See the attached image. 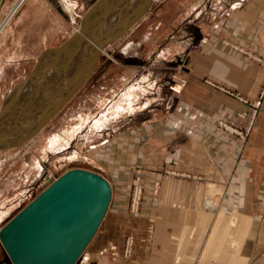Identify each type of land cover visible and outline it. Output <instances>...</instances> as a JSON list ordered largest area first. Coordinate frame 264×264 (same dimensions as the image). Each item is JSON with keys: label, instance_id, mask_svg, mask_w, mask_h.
Here are the masks:
<instances>
[{"label": "crops", "instance_id": "crops-1", "mask_svg": "<svg viewBox=\"0 0 264 264\" xmlns=\"http://www.w3.org/2000/svg\"><path fill=\"white\" fill-rule=\"evenodd\" d=\"M20 1L0 0V17L7 19ZM69 1L77 16L86 0ZM178 1L149 11L118 40V46L126 45L118 52L123 62L116 78L120 88L108 98L102 115H110L117 104L123 106L122 114L93 129L104 141L114 137L117 143L138 144L134 159L147 170L146 187L156 193L137 216L117 211L113 197L77 264H264V0H209L216 3L212 9L208 0L184 1L182 8ZM13 18L0 39V75L3 66L26 63L38 48L35 63L45 56L39 66L61 63L60 50L74 37L61 0H23ZM142 28L149 32L132 54L134 44L128 38ZM154 31L156 39L151 40ZM225 39L244 46L250 55L224 48ZM114 46L106 48L109 54ZM111 65L108 58L107 70ZM40 73L34 74L40 78ZM21 86L6 96L11 98ZM225 90L249 104L262 100L244 141L226 136L218 126L226 120L243 128L245 121L237 115L251 111ZM13 96L15 102L21 97ZM15 102L2 103L0 111ZM179 111L192 116L186 121L193 130L188 134L177 130ZM116 128L125 131L111 135ZM129 130L132 140L126 138ZM168 169L203 180L165 179ZM103 176L113 193L119 190V174ZM209 197L213 204H205ZM128 236L135 238L129 259L120 254L112 263L109 255L99 256L106 246L116 245L122 252Z\"/></svg>", "mask_w": 264, "mask_h": 264}, {"label": "rangeland", "instance_id": "rangeland-1", "mask_svg": "<svg viewBox=\"0 0 264 264\" xmlns=\"http://www.w3.org/2000/svg\"><path fill=\"white\" fill-rule=\"evenodd\" d=\"M91 1L92 0H86L82 2L84 3L83 6L77 10L76 18L78 24L82 23L85 15L98 3L99 0H95L94 2ZM137 1L138 0L134 2L133 0H125V2L124 0L112 1L109 7L105 9L107 13L104 14V16H101V21H98L99 23L95 25L93 24L94 26L92 29L94 30L96 27H98L97 25H101L100 23L103 20L109 21L107 16L112 11H117V17L113 18L116 22L118 19L122 17L124 18L125 15L129 13L128 10H133L135 8L133 3ZM168 1L169 0L155 1L149 11H155L161 6L164 7ZM184 1L189 0H179L177 5L182 8L181 4H183ZM138 2H140V0ZM207 2H209L211 9L214 5H216V3L213 1L208 0ZM131 5L133 7H131ZM4 20L5 18L0 17V29L2 24L5 22ZM109 23L110 21L108 24ZM72 30L75 31L73 28ZM145 32H149V29H138L136 33L129 36L128 40H130L131 44H134L132 51H130L132 54L134 53L135 49H138L141 38L146 34ZM149 34L150 33H148V35ZM73 35L75 36L80 34L74 33ZM1 37L2 33H0V39ZM155 37L156 33L154 31L152 33L151 40L156 39ZM82 41L79 42L81 45H84L85 48L89 40L84 39V41ZM79 42L77 43L79 44ZM117 42L114 43L115 46L112 48L113 53L109 54L106 50L105 52L107 53L105 55L104 53L101 54L99 62L95 66L94 71L87 82L75 93V95L72 96V98L62 107V109L40 131L39 134L25 142H21L17 146L0 150V214H6V216L0 222V229L12 218H14L23 208H25L33 199L42 193V191L49 185L50 178L57 179L62 174L71 169L77 168L89 170L102 176L103 174L112 171L119 174L121 176V184L118 187L119 190L113 193L112 198L114 197V202L116 204L115 209L127 215L137 216L142 212L143 205L150 204L151 197L154 198L153 195H155V193H153V191L151 192V190L146 187L145 184V175L147 170L143 168L139 160L134 159L135 157L139 156L138 144L134 145L117 143V139L114 137L104 141L100 131L97 134L96 131L93 130V125L97 120H99L102 112L106 108L105 106L107 105L108 98L110 97L112 99L111 96L117 94V90L120 88V86L117 84L118 82L116 78L120 63L122 64L123 62L121 61L122 58L118 52L122 49H125L126 45L125 43H122V45L118 46L119 44L117 45ZM74 43L69 48L60 50L61 63L56 65L46 64L39 66L41 60L45 56L40 58V60L35 63V56L39 51H41L40 48H38L35 50V54L32 56V58L28 59L29 61L26 63L3 66L0 75V105L2 103L5 105L7 104L6 102L9 98L6 96L7 93L11 90V88H14L18 85H22L21 88L12 94L19 97L21 96L17 102L21 99H24L26 95L29 97L32 94L43 90L45 87L49 88L52 85L54 86L58 81H61V83L63 82L64 84L65 82H68L75 72V66L70 67V61H73L72 59L74 51L69 56V49L73 50V47L75 46ZM54 44H58V42L55 41ZM25 45L29 46L28 41L25 42ZM135 53L139 54L140 52L137 51ZM81 54V57H83V54L85 55V53L82 51ZM108 58L112 64L109 70H107ZM81 59H79V62L82 61ZM57 65L60 67H56ZM67 70H69L68 74H66ZM39 71H41L40 78L34 74L30 76L29 80H24L25 77L27 78L31 72L37 73ZM103 73H105V75ZM52 78H54V81ZM51 81L52 84L49 83ZM112 89L115 90V92ZM13 104H16V102ZM184 116L188 119L183 120ZM111 117H108L109 121ZM191 117L192 116L188 115V113L179 111L175 115L174 119L178 125L177 130L186 134L193 131L191 130V126L186 124V121H191ZM237 118L240 119L238 115ZM109 121L104 119L103 125H106ZM80 126H82V128L78 130V133L74 134V137H69V143H67L65 147L57 151L47 149V143L51 137L54 135H63L68 137L69 133H71L76 127ZM113 131L114 132L111 131L110 134L112 135L113 133V135L116 136L118 133L125 130L116 128ZM220 131L230 138L235 137V135L231 134V130L228 131L220 128ZM130 133L131 132L129 130L126 138L132 140L133 137ZM144 136L148 137L149 133H145ZM121 142H124V140L121 139ZM90 159L93 160L95 164H90L88 161ZM181 173L191 176H200L188 172ZM135 184H139L140 187H142L140 198L141 209L137 213H133L131 210ZM208 199L212 198L209 197L206 200ZM215 201L219 202L221 199L216 198ZM120 205L122 206L120 207ZM108 247L110 246H106L102 250ZM107 255L109 254L104 256ZM99 256L101 258L104 257L100 253Z\"/></svg>", "mask_w": 264, "mask_h": 264}, {"label": "water", "instance_id": "water-1", "mask_svg": "<svg viewBox=\"0 0 264 264\" xmlns=\"http://www.w3.org/2000/svg\"><path fill=\"white\" fill-rule=\"evenodd\" d=\"M110 1L99 0L83 18L82 32L89 31L88 37L97 35L91 45H81L79 41L88 39L82 33L62 48L77 40L78 51L81 54L83 47L85 55L55 101L35 111H0V150L15 140L21 143L39 134L87 82L102 51L128 33L155 0H140L122 20L93 30ZM111 200L112 186L105 177L84 169L68 170L0 229V264H77L103 223Z\"/></svg>", "mask_w": 264, "mask_h": 264}, {"label": "bare ground", "instance_id": "bare-ground-1", "mask_svg": "<svg viewBox=\"0 0 264 264\" xmlns=\"http://www.w3.org/2000/svg\"><path fill=\"white\" fill-rule=\"evenodd\" d=\"M134 1H136V0H133V2ZM139 1V0H138ZM135 2V3H133V6L134 7H136L138 4H139V2ZM155 1H157V0H155ZM154 1V2H155ZM99 2V1H98ZM124 2H125V0H124ZM153 2V3H154ZM21 1L18 3V4H16V6H15V8L13 9V11H12V13L7 17V19L5 20V22H4V24L3 25H5V26H2V27H4V28H2V30H1V33L4 31V29L6 28V26H8V24L10 23V21H11V19H14L13 17H14V15H15V13H16V11H17V9L20 7V5H21ZM112 3V0L109 2V4L108 5H110ZM61 4H62V7H63V9L65 10V12L68 14V16H69V18H70V24H71V27L75 30L74 31V33H79V34H81V33H83L82 32V27H81V24L79 23L78 24V22H77V18H76V12H75V4L74 3H72V2H70L69 0H61ZM126 6V5H125ZM130 6V5H129ZM132 5H131V7H133ZM107 7H109V6H107ZM128 8V7H127ZM129 9V8H128ZM135 9V8H134ZM122 10V9H121ZM120 10V11H121ZM91 11V10H90ZM129 12H131L132 10L130 9V10H128ZM126 12V11H125ZM121 13V12H120ZM120 13H118V14H120ZM127 13V12H126ZM126 13H124V14H126ZM123 14V15H124ZM119 16V15H118ZM115 17H117V11H112L110 14H108V16H107V19L110 21V23L108 24V22L109 21H105V20H103L100 24V27H101V30H103V29H105L106 27H108V26H110V25H112V24H115L116 23V21H115V19H113V18H115ZM145 17V16H144ZM119 18H120V16H119ZM123 19V17L122 18H120V19H118V21H120V20H122ZM99 26V25H98ZM97 28V27H96ZM133 28V27H132ZM132 28H131V30H132ZM97 33V32H96ZM85 36L84 37H86L88 34H89V31H86V34L85 33H83ZM75 36H77V35H75ZM88 37V36H87ZM97 37V35L95 34L94 36H89L88 37V39L87 40H89L88 41V43H87V45H91L92 44V42H94L95 41V39H97L96 38ZM75 39H77V38H75ZM74 42L75 43H77V40H74ZM81 42V41H80ZM79 44L77 43L74 47H73V50L72 49H69V55L74 51V55H73V61H71L70 62V67H74L75 66V71L77 70V65H78V63H79V59H81V54H80V52L78 51V48H79V46H78ZM86 45V44H85ZM82 46H84V45H82ZM111 46V45H110ZM87 47V46H86ZM76 50H75V49ZM82 51V50H81ZM106 51V48L102 51V53L103 52H105ZM107 53V52H106ZM56 67H60V66H56ZM69 73V70H67L66 71V74H68ZM53 77V76H52ZM49 79V78H48ZM53 79V81H54V78H52ZM57 80V79H56ZM56 82V81H55ZM54 82V83H55ZM50 84H52V81L51 82H49ZM67 82H65V84H66ZM44 84H46V83H44ZM50 84H47V85H50ZM57 84H59V85H57ZM63 82L61 83V81H58V82H56V84L53 86H50L49 88H43V90H41V91H39V92H36V93H34V94H32L31 96H25L24 97V99H21V100H19L18 102H16V104H9V105H7L5 108H3V110H4V112H8V113H11V114H13V113H15V114H17V113H19V112H23V111H28V110H30V111H35V110H37V109H39V108H42V107H47V106H49L50 105V103H52V102H54L55 101V99H56V97H57V95L60 93V91H61V88L62 87H64V85H65ZM43 87H44V85H43ZM48 87V86H47ZM41 88H42V86H41ZM31 89V88H30ZM40 89V88H39ZM34 91V90H33ZM38 91V90H37ZM29 93V92H28ZM32 93V92H31ZM11 98H8V100H7V104L8 103H10L11 102V100H13V102H15V100H14V98L16 97V96H10ZM134 97V92H130L129 94H128V98L129 99H132ZM123 110V106L122 105H115V106H113V108L112 109H110V112H111V114L109 115V114H107V113H105L104 115H102L101 116V118L99 119V120H97L96 122H95V124L93 125V129L94 128H96V129H100V128H103L105 125H103L104 124V119L105 120H108L109 121V119H108V117L109 116H114V115H120ZM84 120V119H83ZM82 124H83V122H82ZM82 128V126H80V127H76L71 133H69L68 134V137H66V136H63V135H54L53 137H51L50 139H49V141H48V143H47V149H50V150H52V151H57V150H60V149H62L63 147H65L66 145H67V143H69V137H74V134L75 133H78V130L79 129H81ZM40 133V132H39ZM20 141L19 140H15L14 142H12L11 143V145H9L8 147H6V148H9V147H14V146H17V145H19L20 143H19ZM3 149H5V148H3ZM56 179H52L51 181H50V183L51 182H53V181H55ZM212 189V188H211ZM213 194V193H212ZM112 196H113V191H112ZM111 202H112V200H111ZM206 203L207 204H213V202H212V200H210V199H208V200H206ZM205 203V204H206ZM111 205V204H110ZM110 208V207H109ZM109 211V210H108ZM108 213V212H107ZM6 216V214L5 213H3V214H0V222L3 220V218ZM106 216H107V214H106Z\"/></svg>", "mask_w": 264, "mask_h": 264}, {"label": "built area", "instance_id": "built-area-1", "mask_svg": "<svg viewBox=\"0 0 264 264\" xmlns=\"http://www.w3.org/2000/svg\"><path fill=\"white\" fill-rule=\"evenodd\" d=\"M3 24H2V26H5ZM2 26H1V29H0V33H1L2 28H4ZM222 45H223L224 48H226L228 50L235 51V52L241 53L243 55H250V53L248 52V50L244 46H240L239 44H236V43H234V42H232L230 40H227V39L223 40L222 41ZM254 59L257 60L256 58H254ZM257 61H259V60H257ZM225 92L228 93L230 96H233V97L237 98L242 103L248 104V105L251 106L250 113L244 111V112H241V113L238 114V117L241 120L245 121V126L243 128L235 126L234 124H230L229 122H227L225 120H219L218 121V126L220 128H223V129L228 130V131L231 130V134L235 135V137H237L240 140L244 141L249 136V134L252 131V128H253V126L255 124L256 118L258 116L259 110H260L261 105H262V100L260 98V99H258L256 101L252 102L251 104H249V101L247 99L239 96L235 92H233L231 90H225ZM172 177L188 178V179H192L196 183L201 182L203 180L202 176H191V175L183 174V173H181L179 171H175V170H165L164 171V178L165 179H169V178H172ZM51 179H55V178H50L49 179V184H50ZM155 186H156V189H157L159 184L155 183ZM141 193H142V187H140L139 184H137V185L135 184L134 193H133L134 194L133 195V204H131V210H132L133 213H137L141 209V204H140ZM155 193H156V190H155ZM134 245H135L134 236H128L125 239V243H124L122 252H120L116 246H110V247L102 250L100 252V254L102 256H104L106 254H109V256L111 257L112 263H115L117 257L120 254L125 259H129L132 256V254H133Z\"/></svg>", "mask_w": 264, "mask_h": 264}]
</instances>
